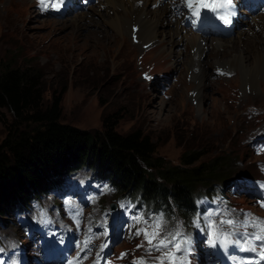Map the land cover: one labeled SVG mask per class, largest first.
I'll return each mask as SVG.
<instances>
[{"label":"rangeland","instance_id":"obj_1","mask_svg":"<svg viewBox=\"0 0 264 264\" xmlns=\"http://www.w3.org/2000/svg\"><path fill=\"white\" fill-rule=\"evenodd\" d=\"M112 1L123 2L130 9L127 0H107L110 7ZM99 7L104 9V5ZM110 10L102 12L91 9L86 14L59 21L36 15L30 0H0V60L15 68L32 70L37 75L42 110L50 108L63 91L59 123L87 131H100L103 108L98 105V99L109 100L107 111L120 106L126 113L116 127L117 132L127 134L136 129L143 131L155 143L157 156L167 163L177 165L183 152L194 150L200 142H206L211 149L223 151L221 155L225 163L220 167L221 173L248 168L251 176L257 177L255 163L260 159L253 156L249 138L255 137L264 128V73L254 87L244 86L241 77L235 75L236 67L231 66L232 57H236L237 53L222 52L229 45L227 42L218 47L219 51L217 48L211 50V38L207 37L209 54L193 65L194 46L189 38L183 41L182 46H177L179 40L174 37L175 43L171 47L166 45L143 49L142 45L151 42L143 41L137 35L136 46L126 30L116 36L104 25L103 30L110 31L105 39L92 24L84 25L85 29L83 26H78L79 29L76 25H70L82 18L97 21L121 11L120 7ZM252 19L248 18L247 23L252 24ZM49 22L59 25L52 29L51 25L48 26ZM93 29L92 37L89 30ZM169 29L171 27L166 24V20L157 27L158 31ZM182 29L184 34L185 28ZM242 31L246 32L247 27L244 26ZM70 32L74 35H69ZM255 32L264 37V31L256 28ZM191 33L192 38L194 33ZM75 35H79L80 39L86 38L85 42L80 40L79 47L76 46ZM112 35L113 38L118 37V41H112ZM163 35L166 37L168 32H161L159 36ZM236 47L240 49L243 45ZM244 49L242 51L247 50ZM177 50L182 56L179 62L173 64L175 61L174 58L170 60V51ZM198 64L203 65L202 74L201 70L195 72ZM192 68L194 71L190 73ZM216 68H225L234 76L226 78L214 75ZM146 70H151L150 73L161 78L150 83L143 81L140 73ZM183 71L187 75L181 74ZM203 72H206L208 79ZM166 79L176 80L167 93L170 98L159 93L158 85ZM205 82L207 85L197 88ZM11 122L10 113H4L0 118V144ZM232 201L238 206L252 207V200L243 194ZM12 221L10 216L0 218V228L10 234L15 232L19 240L24 242L26 238L23 231L11 224ZM127 263H132L131 258H127Z\"/></svg>","mask_w":264,"mask_h":264},{"label":"trees","instance_id":"obj_2","mask_svg":"<svg viewBox=\"0 0 264 264\" xmlns=\"http://www.w3.org/2000/svg\"><path fill=\"white\" fill-rule=\"evenodd\" d=\"M62 94L42 110L37 75L0 60V118L4 113L12 116L0 144V218L13 204L26 203L60 176L82 166L113 182L120 194L139 193L154 206L171 199L182 213L189 212L197 192L249 173L247 169L221 173L223 151L211 149L206 142L183 152L177 165L167 163L157 156L155 143L143 131L117 132L126 113L120 106L107 111L109 100L98 99L103 108L100 131L59 123Z\"/></svg>","mask_w":264,"mask_h":264},{"label":"bare ground","instance_id":"obj_3","mask_svg":"<svg viewBox=\"0 0 264 264\" xmlns=\"http://www.w3.org/2000/svg\"><path fill=\"white\" fill-rule=\"evenodd\" d=\"M13 1L15 2V0H13ZM106 1L107 0H101L100 3L97 5L98 6L97 8L92 6L88 10L98 9L102 12L103 11L105 12V10L108 12V11H111L110 10L111 8L114 10V8L120 7L121 11L120 12L115 11L112 13L111 16H109V15H107L106 17L104 16L103 19H101V20H99L97 18L98 19L97 21L94 19L84 20L82 18L81 20H78L77 22L70 24L71 27H72V25H74V26L76 25L77 27L83 26V28L85 29L86 26H84V25L92 24L93 26H95L93 28L98 33L102 34L103 38L107 39L108 35H109L108 32H110V31L112 32L113 35L118 36L121 33L123 34V32L126 30V34L128 36H129V34L131 35V33H129V28H130V26L134 25V26L138 27L137 35L139 36V38L143 41H147V42L152 43L151 49L156 48V47L166 46V45H169L171 47L172 44L175 43L172 39L174 37H176L177 40H179L177 43V46L179 44H181V46H182L183 41L185 39L189 38V40L192 41L193 46H194V48L192 49L193 50L192 54H194V56H193L194 59H191V62L193 63V65H196L198 62L202 61L203 58L207 54H209L208 48H207L208 39L206 37L198 36L196 33H194V35H193L191 33L193 35V37L191 38V35L189 34L190 31L185 32L183 34L182 33L183 29H182V27H180L179 21L178 20L172 21L173 16L171 15L170 11L167 8L162 7V8H154L153 10H151V5L155 4V1H152V2L143 1V3L141 5H137L134 3L135 0H127V1H129L128 3H130L129 8L131 10L126 8L122 4L123 2L121 3L120 1H112L111 7H110L109 6L110 4L108 5ZM100 5H102V6L104 5V9L101 10L99 7ZM80 15H82V14H80ZM80 15H78V16H80ZM101 17H102V15H101ZM163 20H166V24L171 27V29H169L168 31H158L157 30V27L158 26L160 27V25L163 23ZM59 21H61V20H59ZM252 21H253L252 24L247 23L246 25H243V26L247 27L246 32L241 31V30L236 32L235 35L233 36V39H230V38H211V41H209L211 43V46H212L211 50L217 48L218 51L220 50L218 47H222V43H226V42L229 43V45L227 47H225V49H223V50L221 49V50H222V52H225L228 54L232 51H234V53H237L236 57H234V58L232 57L233 61H232L231 66L236 67L237 71H235L236 73L235 72L234 73H235V75L238 74L241 77L242 84L244 86H249V87H254V84L257 82L258 78L264 73V54H263L264 53V37L261 36L262 35L261 33H260L261 34L260 35L257 32H255L256 28H258V30H260L262 32L264 31V15L255 16L252 19ZM64 23H66V22H64ZM49 25H51L52 29H56L55 25H59V24L56 22H49L48 26ZM104 25H107V27L110 31L107 32L106 30H103ZM94 29L89 30V34L91 33L92 37L94 34V33L92 34V32L95 31ZM72 30L74 31L73 28H72ZM130 32H131V28H130ZM161 32H166V33L168 32V35L166 37H164V35L159 36L161 34ZM72 34H73V32L69 33V35H72ZM113 35L111 38L112 41H118V37L113 38ZM82 39L85 42V39H86L85 36ZM82 39H80L79 35H75V43H76L77 47L80 46L79 42ZM94 41H95V38H94ZM203 42H204V44H203ZM94 43L97 44L96 41ZM237 45H243V48L237 49V47H236ZM184 46L187 50V45L185 44ZM87 47L89 48L90 46H87ZM91 48H94V47H91ZM246 48H247V50H246ZM243 49L246 50L247 52L242 51ZM98 52H100V51H98ZM213 53H215V52H213ZM180 55L182 56V53H180L179 50H177L176 52L170 51V60H171V58H174V61H175L173 64H175L176 62H179ZM202 56H204V57L202 58ZM254 56H255V58L253 59L252 57H254ZM189 61H190V59H189ZM216 63L217 62L215 61V65H216ZM202 68H203V65L198 64V66L195 69V72H198L199 70H201V74H202V71H204V70H202ZM217 68H220V67L217 65ZM245 68H247V69H245ZM193 71H194V69L192 68L190 70V73H192ZM224 71L228 72L225 68H224ZM181 74L187 75V73H185L184 71L181 72ZM201 74H200V76H201ZM203 75H205V77L207 78L206 72H203ZM197 81H198V77H197ZM197 84H198V82H197ZM205 85H207V82L199 84L197 86V88H199V87L202 88Z\"/></svg>","mask_w":264,"mask_h":264},{"label":"snow or ice","instance_id":"obj_4","mask_svg":"<svg viewBox=\"0 0 264 264\" xmlns=\"http://www.w3.org/2000/svg\"><path fill=\"white\" fill-rule=\"evenodd\" d=\"M183 2L186 3L189 6V8H191L194 4H201V5L204 4L206 2V0H183ZM41 3L43 4L44 0H41ZM192 15L193 16L199 15V18L203 19V12L202 11L199 14L197 12H193ZM224 22L228 23V20L225 19ZM221 74H223V73H221ZM225 223H229L230 224L232 222L231 221H225ZM155 227L159 228V224L157 223L155 225ZM137 234H139V233H137ZM104 235H107V232H105ZM156 235H158V233L155 232V231H153V233L150 236L149 233L146 230H144V236H145L146 241L148 242L149 245H151L157 251H159L163 247H167V243H171V241H168L166 243V241L164 239H161V240H159V242L157 244H153L152 241H153V239L155 238ZM257 239L264 240V237H257ZM87 243H88V241L84 242L85 247L81 249L82 252L86 253V251H87ZM210 243H211V241H210ZM262 246H264V245H262ZM103 247H107V244L103 245ZM103 247H102V250H103ZM138 247H139V245H138ZM175 247H177V249H179V245H175ZM121 255L123 256L124 254H121ZM166 255H170V254L166 253ZM82 258H86V255L84 257H82ZM262 259H264V256H262ZM69 264H72V262L70 261ZM134 264H135V262H134Z\"/></svg>","mask_w":264,"mask_h":264}]
</instances>
